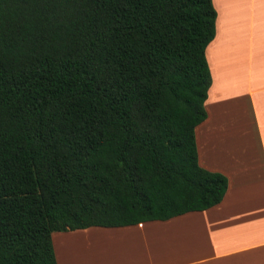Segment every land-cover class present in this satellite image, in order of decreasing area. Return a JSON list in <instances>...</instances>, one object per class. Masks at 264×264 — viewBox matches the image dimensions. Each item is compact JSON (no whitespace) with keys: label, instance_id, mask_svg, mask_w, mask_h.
<instances>
[{"label":"trees","instance_id":"trees-1","mask_svg":"<svg viewBox=\"0 0 264 264\" xmlns=\"http://www.w3.org/2000/svg\"><path fill=\"white\" fill-rule=\"evenodd\" d=\"M211 0H0V264H55L52 232L218 204L197 164Z\"/></svg>","mask_w":264,"mask_h":264},{"label":"crops","instance_id":"crops-1","mask_svg":"<svg viewBox=\"0 0 264 264\" xmlns=\"http://www.w3.org/2000/svg\"><path fill=\"white\" fill-rule=\"evenodd\" d=\"M210 85L193 130L197 164L226 178L203 211L52 232L55 264H264V0H211Z\"/></svg>","mask_w":264,"mask_h":264}]
</instances>
